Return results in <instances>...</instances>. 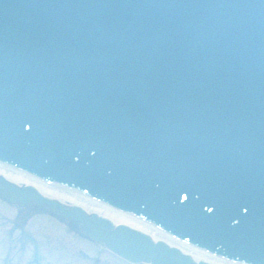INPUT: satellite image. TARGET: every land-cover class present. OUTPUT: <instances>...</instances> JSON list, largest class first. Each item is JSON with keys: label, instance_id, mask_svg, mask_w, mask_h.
Here are the masks:
<instances>
[{"label": "rangeland", "instance_id": "rangeland-1", "mask_svg": "<svg viewBox=\"0 0 264 264\" xmlns=\"http://www.w3.org/2000/svg\"><path fill=\"white\" fill-rule=\"evenodd\" d=\"M3 208V209H2ZM0 208V259L8 253H11L14 264H32L31 255L43 257L42 264H91L87 256L78 254L79 250L85 248L67 229L55 223L51 218L38 216L33 218L28 226V231L36 234L35 240L31 244H27L25 248L27 255H22V247L20 250L15 246V237H8L6 230L13 227L8 220L15 217L16 211ZM27 226V227H28ZM19 234L16 233V237ZM17 240V239H16ZM106 261L111 264H117L110 259Z\"/></svg>", "mask_w": 264, "mask_h": 264}, {"label": "water", "instance_id": "water-1", "mask_svg": "<svg viewBox=\"0 0 264 264\" xmlns=\"http://www.w3.org/2000/svg\"><path fill=\"white\" fill-rule=\"evenodd\" d=\"M122 1H124V0H115L116 5H117L116 10H117L118 13H120V11H121V13L123 15L125 13L128 16L129 15L128 12H126L125 10H122V9H124V5L127 4V1L126 0L124 2H122ZM243 1H247V0H237V4H239L240 2L242 3ZM260 1L263 3V11H264V0H260ZM131 10H133V9H131ZM240 10H241V6L239 5L238 11H240ZM45 11H47L49 13V15L52 16V17L56 16V13L53 12L52 10L46 9ZM179 11L182 12L183 9H179ZM244 17L246 18V15L242 16V20H243ZM220 21H222V19H220ZM132 22L134 23V20ZM233 23H235V22H233ZM103 26H107L105 29L109 28L108 30H111V33H114L116 31V29H113V28L109 27L110 25H109L108 22H105L103 24ZM127 27H129V26H127ZM130 29L135 30V31H141V28L135 27V26H132ZM240 29L243 31L242 32L243 34L247 35V37L250 36L252 38L253 41H250V44L253 46L254 50H253V53H250V52H247V51H240L239 46L236 45L235 56H237L238 60H243V59H247V58H249V57H251L253 55L251 64L253 65L254 68H256V70L259 71L261 62L264 63V15L261 16V19L254 18L250 23H248L246 25H239V28L237 29V31L240 30ZM161 33L162 32L158 33V35L161 34ZM116 36H118V37L120 36L121 37L120 32H117ZM236 37H237V40H238V35H236ZM258 38H262V40L258 41ZM199 44H200V42H199ZM166 49H167V46L165 47V50ZM218 51H219V47H216L214 49L213 53H212V57H213L212 59L213 60H216V54L218 55ZM77 58L75 60L78 63H80V61L77 60ZM187 62H189V60H187ZM74 67H78L77 64H75ZM187 69L191 70L189 68H187ZM218 70L221 71V72L218 73L217 75H213L214 77L223 76L224 78H227V77H232L233 75L240 76L242 74V70L240 69L239 66H235L234 68H231L228 71L227 70H221V69H218ZM182 73H183V71H181V74ZM118 82L119 83H125L124 81H120L119 79H118ZM214 82H216V81H214L213 78H212V80L211 79H206L204 81L205 86H207V87H209ZM202 83H203V81L201 82V84ZM259 83L258 84L255 83L256 84L255 85V87H256L255 90L258 89ZM134 84H136V83H134ZM212 86H214V85H212ZM199 87H201V85H200V83L198 81L196 83V85L194 86V88L192 89V91L197 90ZM233 88H234V86H230V84H229L228 87L226 88V92L230 93L233 90ZM123 89L128 91L129 87L124 86ZM118 90H119V87H117L115 91H118ZM134 90H135V92H139L138 88H134ZM235 91H236V93H238V95L241 96L239 98V100H237V101H240L239 102L240 105H241V103H243L244 101H246L248 99H251V98L252 99H258V93L252 94L250 96V93H251L252 90L248 91L246 88H244L241 85H236V90ZM220 96L223 98L224 94L220 95ZM217 98H218V94L214 93V94H212V96L210 98L207 99V101L210 102V101H213V100H215ZM216 102L220 103L219 100H217ZM240 105L237 106L236 110H240L242 108V107H240ZM213 119L217 123L216 117H214ZM261 122L264 123V117L262 118ZM201 127H199V128L201 129Z\"/></svg>", "mask_w": 264, "mask_h": 264}, {"label": "bare ground", "instance_id": "bare-ground-1", "mask_svg": "<svg viewBox=\"0 0 264 264\" xmlns=\"http://www.w3.org/2000/svg\"><path fill=\"white\" fill-rule=\"evenodd\" d=\"M0 176H3L6 180L13 182L14 184H18L22 186L29 185L31 187H35L44 196H46L47 198L51 200H58L62 203H71L72 206L81 207L86 213L100 215L103 218L107 219L108 221L116 225L118 224L125 225V226H128L130 229L141 231L142 233L153 238L154 240L164 242L165 244L171 247L172 246L177 247L181 252L185 254L191 253V258L194 261L205 260L211 264H225V263H221L217 259H213L207 255H204L197 250L181 246L175 243L174 241H172L168 235L161 233L159 231H156L154 228L142 225L139 222L132 220L127 215L123 216L115 212H112L110 210H106L102 208L100 205L94 204L86 199H83L76 194L69 193L63 190H57L54 187L41 186L37 184L35 181H33L32 179L27 178L23 175H20L14 171H11L1 166H0Z\"/></svg>", "mask_w": 264, "mask_h": 264}]
</instances>
